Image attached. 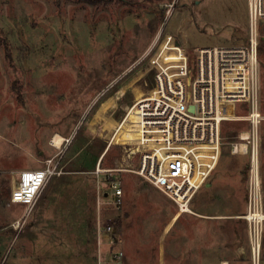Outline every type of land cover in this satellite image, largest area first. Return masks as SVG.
Instances as JSON below:
<instances>
[{"label": "rangeland", "instance_id": "374dc122", "mask_svg": "<svg viewBox=\"0 0 264 264\" xmlns=\"http://www.w3.org/2000/svg\"><path fill=\"white\" fill-rule=\"evenodd\" d=\"M167 34L191 58L200 47L243 43L247 0H0V264H253L243 218L249 155L228 146L246 121L224 122L219 161L184 211L135 171L138 155L127 165L122 142L105 152L137 93L154 88L146 53ZM260 104L264 111V49ZM260 133L264 191V120ZM57 134L60 147L51 144ZM48 159L62 173L33 205L12 202L20 171ZM110 172L124 190L120 206L106 203ZM81 185L92 197H79ZM102 220L118 243H108Z\"/></svg>", "mask_w": 264, "mask_h": 264}, {"label": "built area", "instance_id": "2783aa9c", "mask_svg": "<svg viewBox=\"0 0 264 264\" xmlns=\"http://www.w3.org/2000/svg\"><path fill=\"white\" fill-rule=\"evenodd\" d=\"M247 3L249 34L243 43L200 47L191 58L167 34L157 49H150L146 56L154 70V88L136 99L118 126L125 123L136 127L139 136L134 142L144 146L135 171L174 200L179 211H184L219 161L224 122L246 121L248 128L229 141L228 146L233 154L249 155L243 218L252 263L261 264L264 191L260 129L264 111L260 104L259 45L264 0ZM239 105H244L247 113H239ZM100 171L104 169L97 168ZM61 173L59 161L53 159L37 168L22 169L11 191L12 202L33 205L48 179ZM106 181V203L122 205L124 190L120 181L111 172ZM99 228L109 235V244L119 242L111 222L102 220ZM122 256L121 249L113 253L117 259Z\"/></svg>", "mask_w": 264, "mask_h": 264}, {"label": "bare ground", "instance_id": "6f19581e", "mask_svg": "<svg viewBox=\"0 0 264 264\" xmlns=\"http://www.w3.org/2000/svg\"><path fill=\"white\" fill-rule=\"evenodd\" d=\"M143 93H142V91L138 92L136 97L137 98L142 97ZM133 119H134V117H133ZM115 129H116V132H115V134L113 133L114 136H113V139H112L111 143L109 144V146L113 142H122L121 144H123V147H124V156H123L124 161L127 162V161L133 159L134 156L138 155V164H139L141 151L143 150L144 146L134 142V140L139 136V133L137 132L136 127L124 123V124H121L120 126L117 125ZM64 139H65L64 136L57 134L52 139L51 144L56 146V147H60L63 144ZM108 147H107V149H108ZM107 149L105 150V152L107 151ZM127 165H129L128 162H127ZM127 167H124L122 165L118 169H130ZM224 264H227V263H224Z\"/></svg>", "mask_w": 264, "mask_h": 264}, {"label": "trees", "instance_id": "16d2710c", "mask_svg": "<svg viewBox=\"0 0 264 264\" xmlns=\"http://www.w3.org/2000/svg\"><path fill=\"white\" fill-rule=\"evenodd\" d=\"M83 1H86V2H89V3H92V4H109V3H112V2H115V1H119V0H83ZM264 49V43L260 42V45H259V58H260V51H262ZM6 55H7V58L11 57V51H10V47L8 48V46H6ZM112 145V144H111ZM111 145L108 147V149L111 147ZM107 149V150H108ZM66 179H69V180H72L74 179V176L72 175H69L68 177H65ZM83 188H82V194L79 196L81 199H84L85 198V195L83 194V192L88 195L90 198L91 196V186H87V185H81ZM92 197V196H91Z\"/></svg>", "mask_w": 264, "mask_h": 264}, {"label": "crops", "instance_id": "0c3cea01", "mask_svg": "<svg viewBox=\"0 0 264 264\" xmlns=\"http://www.w3.org/2000/svg\"><path fill=\"white\" fill-rule=\"evenodd\" d=\"M97 168H100V166H99V162H98V164H97V167H96V171H97ZM107 169H112V168H107ZM206 184V183H205ZM246 191H247V185H246ZM246 210V209H245Z\"/></svg>", "mask_w": 264, "mask_h": 264}]
</instances>
